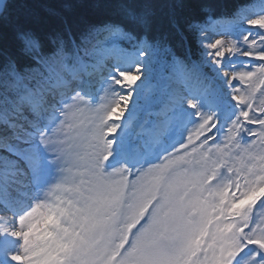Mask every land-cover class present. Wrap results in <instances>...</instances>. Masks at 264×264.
Masks as SVG:
<instances>
[{
	"label": "snow or ice",
	"instance_id": "1",
	"mask_svg": "<svg viewBox=\"0 0 264 264\" xmlns=\"http://www.w3.org/2000/svg\"><path fill=\"white\" fill-rule=\"evenodd\" d=\"M91 7L0 0V264H264V0Z\"/></svg>",
	"mask_w": 264,
	"mask_h": 264
},
{
	"label": "trees",
	"instance_id": "2",
	"mask_svg": "<svg viewBox=\"0 0 264 264\" xmlns=\"http://www.w3.org/2000/svg\"><path fill=\"white\" fill-rule=\"evenodd\" d=\"M18 3H26L37 16L47 18V10L54 6L57 11L69 19L83 23L97 19L98 16L91 7L95 0H17ZM219 5L218 11L231 10L241 0H214ZM49 23L55 25L56 20L50 19ZM13 41L10 33L0 30V51L11 48Z\"/></svg>",
	"mask_w": 264,
	"mask_h": 264
}]
</instances>
